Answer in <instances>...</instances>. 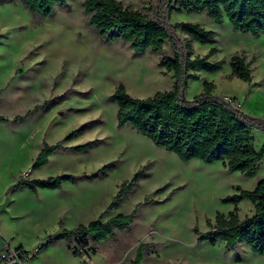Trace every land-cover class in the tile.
I'll return each instance as SVG.
<instances>
[{
  "label": "rangeland",
  "instance_id": "374dc122",
  "mask_svg": "<svg viewBox=\"0 0 264 264\" xmlns=\"http://www.w3.org/2000/svg\"><path fill=\"white\" fill-rule=\"evenodd\" d=\"M83 1L65 0L40 19L20 0H0V117L7 120L0 123V242L21 247L31 256L27 264H129L141 245L142 264H264L243 244L228 250L222 241L199 240L217 214L233 210L223 199L237 194V188L252 191L264 180V160L255 176L246 178L221 163H184L130 126L118 128L112 94L119 85L135 99L172 90V73L159 67L163 57H172V48L167 43L160 54L135 55L129 44L103 43L87 22ZM116 1L152 17L160 9L154 0ZM168 22L195 23L215 34L212 47L191 42V57L216 48L208 61L219 62L221 70L200 72V80L189 81L187 100L202 92L204 82L212 83L215 96L264 119V32H236L226 18L218 25L205 13L173 12ZM235 54L250 63L251 83L229 77ZM253 136L259 150L264 133L254 130ZM88 143L89 149L74 150ZM44 145L59 148L46 166L32 170ZM102 169L105 176L86 179ZM137 173L139 180L123 203L106 211L120 185ZM61 175L77 182L36 194L11 190L20 180ZM237 208L241 221L254 213L248 201ZM131 213L129 231L101 244L89 242L84 251L79 240H56L62 230Z\"/></svg>",
  "mask_w": 264,
  "mask_h": 264
},
{
  "label": "trees",
  "instance_id": "16d2710c",
  "mask_svg": "<svg viewBox=\"0 0 264 264\" xmlns=\"http://www.w3.org/2000/svg\"><path fill=\"white\" fill-rule=\"evenodd\" d=\"M22 4L40 19L49 18L55 6L65 5V0H20ZM160 4L156 17L124 7L116 0H84L83 13L99 39L108 45L121 41L129 44L135 55L146 52L162 53L169 43L172 57H163L159 67L165 73H172L173 88L158 92L147 99L131 98L123 85L111 96L117 105V127L130 126L141 136L150 140L157 148L175 154L184 163L196 160L205 165L221 163L229 172H239L246 178H253L264 160V143L259 150L254 147L253 131L264 133V119L242 112L223 98L215 96L212 83H203V90L191 101L186 98L189 81L200 80L199 73L215 74L221 70L219 62L210 63L208 58L217 53L211 48L204 57H191V42L212 47L215 34L195 23L179 22L171 25L168 20L173 12L185 14L205 13L216 24L223 19L233 30L257 36L264 32V0H154ZM185 36L181 39L175 31ZM250 63L244 54H235L230 59V78L251 83ZM35 111H29L16 121L26 119ZM7 120L0 117V123ZM82 130L69 134L64 141L72 140ZM91 143L74 148L85 151ZM59 148L44 145L34 160L31 169L46 166L49 158ZM100 170L86 177L96 179L106 174ZM137 173L129 182L120 185L118 192L106 211L117 209L137 184ZM77 177L61 175L45 180H20L12 191L27 189L36 194L42 190H61L64 184H75ZM237 194L226 197L223 203L233 206L227 216L217 214L215 224H209L210 231L199 240H210L212 244L222 241L225 248L234 250L243 244L254 254L264 259V180L252 191L236 189ZM248 201L254 213L244 221L239 220L237 206ZM134 213L118 214L105 222L100 219L87 226L80 225L72 230H62L56 240H79L82 251L88 243L101 244L112 239L117 232L129 231ZM21 248V247H20ZM73 255H79L73 251ZM143 246H139L135 258L129 264H142Z\"/></svg>",
  "mask_w": 264,
  "mask_h": 264
},
{
  "label": "built area",
  "instance_id": "2783aa9c",
  "mask_svg": "<svg viewBox=\"0 0 264 264\" xmlns=\"http://www.w3.org/2000/svg\"><path fill=\"white\" fill-rule=\"evenodd\" d=\"M30 259L31 256L20 247L13 248L8 243L0 246V264H27Z\"/></svg>",
  "mask_w": 264,
  "mask_h": 264
},
{
  "label": "crops",
  "instance_id": "0c3cea01",
  "mask_svg": "<svg viewBox=\"0 0 264 264\" xmlns=\"http://www.w3.org/2000/svg\"><path fill=\"white\" fill-rule=\"evenodd\" d=\"M223 99H225V98H223ZM226 100V99H225ZM247 114V113H246ZM4 243H8V242H5V241H3V242H0V246L2 245V244H4ZM9 244V243H8Z\"/></svg>",
  "mask_w": 264,
  "mask_h": 264
}]
</instances>
